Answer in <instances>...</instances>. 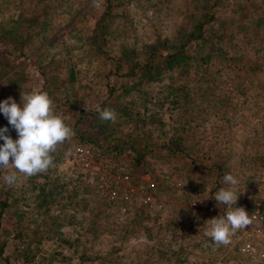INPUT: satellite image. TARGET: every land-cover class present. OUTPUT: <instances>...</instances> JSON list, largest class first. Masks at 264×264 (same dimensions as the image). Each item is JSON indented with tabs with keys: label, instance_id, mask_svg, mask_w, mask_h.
Here are the masks:
<instances>
[{
	"label": "rangeland",
	"instance_id": "374dc122",
	"mask_svg": "<svg viewBox=\"0 0 264 264\" xmlns=\"http://www.w3.org/2000/svg\"><path fill=\"white\" fill-rule=\"evenodd\" d=\"M210 11L204 37L185 47L190 62L166 68L162 56L158 75L135 73L152 47L179 42ZM3 33L17 38L5 46L19 57L0 53V102L47 92L73 134L46 172L0 168V264H256L205 233L230 210L214 199L230 187L226 174L239 181L232 208L264 206V0H0ZM97 106L116 121L101 120ZM5 127L19 138L0 112ZM80 137L95 144L84 143L104 178L126 166L151 184V204L140 189L109 203L103 179L69 163Z\"/></svg>",
	"mask_w": 264,
	"mask_h": 264
},
{
	"label": "clouds",
	"instance_id": "9594fccd",
	"mask_svg": "<svg viewBox=\"0 0 264 264\" xmlns=\"http://www.w3.org/2000/svg\"><path fill=\"white\" fill-rule=\"evenodd\" d=\"M21 104L14 98L0 102V112L8 119L9 124L18 133L13 140L6 135L8 128L0 129V168H14L25 176L46 172L53 163L51 155L57 146L69 139L73 132L65 119L55 114L53 102L47 92L33 91L21 94ZM97 110L101 120L116 121L117 114L113 109ZM11 158V160H10ZM9 184H15L18 177L9 173L4 177ZM224 182L230 187L221 188L214 196L217 204L228 205L230 210L220 218L211 219V228L205 234L214 241L217 247L227 246L236 231L246 229L253 222L248 211L243 207H234L240 195H237L238 179L232 174L224 176Z\"/></svg>",
	"mask_w": 264,
	"mask_h": 264
},
{
	"label": "built area",
	"instance_id": "2783aa9c",
	"mask_svg": "<svg viewBox=\"0 0 264 264\" xmlns=\"http://www.w3.org/2000/svg\"><path fill=\"white\" fill-rule=\"evenodd\" d=\"M101 160L97 154V150L91 145L84 143L76 144L69 156V163L72 167H78L85 171L94 170L96 172L94 174L99 175L100 179H103L100 186L102 187L101 190L103 191L104 197L109 203L115 202L117 199L131 201L134 193L140 189L141 203L151 204L152 194L147 190V186L151 184L133 181L126 166H118L117 170L112 171V176L104 178L101 176V171L105 170ZM213 208V205L209 207L210 210H213ZM221 210L219 209L217 212ZM248 213L253 219L252 224L247 226L246 229L236 231L231 237L232 242L229 246L238 254L242 253L247 256H255L256 264H264V206L257 204L248 210ZM250 228L251 230H249ZM192 231L197 233L199 230ZM240 238L242 239L241 242ZM238 261L240 263V258Z\"/></svg>",
	"mask_w": 264,
	"mask_h": 264
},
{
	"label": "trees",
	"instance_id": "16d2710c",
	"mask_svg": "<svg viewBox=\"0 0 264 264\" xmlns=\"http://www.w3.org/2000/svg\"><path fill=\"white\" fill-rule=\"evenodd\" d=\"M213 17H215L213 11L203 14L202 17L195 23L192 30L188 31L183 37V39L179 40V42L177 43L173 42V44H171L172 42H169L170 44H168V40L165 39L164 41L161 42V44H157L158 45L157 49L152 47L155 45H151L150 47H152V49L149 50L146 58L144 60L138 59L137 62H135L136 65L134 64L133 66L135 73L137 71L138 72L144 71V73L148 75V78L151 76L153 77V75H158L159 72H157L158 71L157 69L159 67V64L156 63L157 57L163 56L162 63H163V66L166 68H171L173 64L180 65L181 63H185V61L190 62L192 60V56L186 52L187 50L185 49V47L187 43L190 42L192 39L203 38L204 37V25L208 23ZM12 19L14 22H19L18 18H12ZM110 20H111V17H109V14L106 13V15L102 18V21L99 20L96 23L95 30L91 34V38L96 44L103 43L106 40V35L108 33L106 24H107V21H110ZM22 39L24 40L27 39V35H25L24 38ZM0 42H1L0 43V53H2L3 51L4 52L7 51L10 54L11 59H16L19 57L17 56V53L12 52L10 47L7 48L5 46V43H8L10 45L18 43L17 38L14 39L10 36L9 38L4 39V33H3V35H0ZM23 43L24 42L21 41L19 44L22 45ZM162 50H165V53H162L161 52ZM138 62H140L141 65ZM83 113L84 112L82 111L80 116L83 115ZM81 119H83V117H81ZM77 125L83 126L84 124L80 122ZM79 128L82 129L81 127ZM77 133L79 135L80 134L84 135L83 132L82 133L77 132ZM80 141L83 143H90L91 145H95L92 142H89L86 137H80ZM136 158H139V154Z\"/></svg>",
	"mask_w": 264,
	"mask_h": 264
},
{
	"label": "crops",
	"instance_id": "0c3cea01",
	"mask_svg": "<svg viewBox=\"0 0 264 264\" xmlns=\"http://www.w3.org/2000/svg\"><path fill=\"white\" fill-rule=\"evenodd\" d=\"M11 128H13V127H11ZM14 129V128H13ZM112 208H113V206H112Z\"/></svg>",
	"mask_w": 264,
	"mask_h": 264
}]
</instances>
